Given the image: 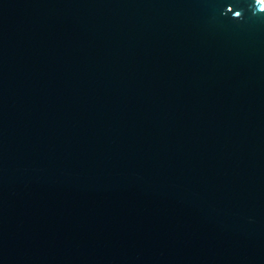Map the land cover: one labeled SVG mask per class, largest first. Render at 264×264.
<instances>
[{
  "label": "water",
  "instance_id": "obj_1",
  "mask_svg": "<svg viewBox=\"0 0 264 264\" xmlns=\"http://www.w3.org/2000/svg\"><path fill=\"white\" fill-rule=\"evenodd\" d=\"M0 264H264V0H0Z\"/></svg>",
  "mask_w": 264,
  "mask_h": 264
}]
</instances>
